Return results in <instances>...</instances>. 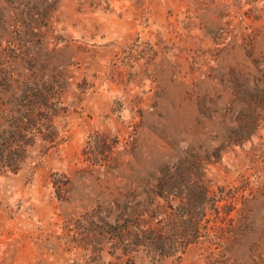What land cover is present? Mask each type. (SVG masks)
<instances>
[{
  "label": "rangeland",
  "instance_id": "1",
  "mask_svg": "<svg viewBox=\"0 0 264 264\" xmlns=\"http://www.w3.org/2000/svg\"><path fill=\"white\" fill-rule=\"evenodd\" d=\"M15 138L0 264H264V0H0ZM193 183L197 238L170 236Z\"/></svg>",
  "mask_w": 264,
  "mask_h": 264
},
{
  "label": "trees",
  "instance_id": "2",
  "mask_svg": "<svg viewBox=\"0 0 264 264\" xmlns=\"http://www.w3.org/2000/svg\"><path fill=\"white\" fill-rule=\"evenodd\" d=\"M5 142H7V140H5ZM13 143L18 148L21 146L20 148H22V149H20L18 151L16 150L18 153L7 151V154H4V150H2L1 156H0L1 157L0 163L3 164L2 166L4 167L5 170L10 171L11 173H16L20 168L21 160L23 159L24 154H25L24 147L26 145H29V143L26 144L24 142L23 138H15ZM8 158H9V160H8ZM166 180H173V179H166ZM161 182L163 183L164 181H161ZM163 184H166V182H164ZM164 186L166 188L168 186V182ZM186 188L188 189V191L186 190L187 194H185V198H184V196L182 198L183 194H179V196H176L178 199L184 200L183 203L180 205L181 206L179 209L180 211L177 215L178 217L176 216V220H180L181 218H184V219H186V221H183V223H182L183 225H181L180 227L177 228L179 234H177V232L174 233V231L176 229L175 227L177 226V224H175V225L171 224L170 228L167 229V231H165V232L166 233L168 232V234L170 232V236H172V235L178 236L179 235L183 239H186V238H189V239L194 238L195 239V238H197V236H196L197 233H199V227H197L195 222H196L197 218H199L203 214L204 209H206L209 205L208 202H210L209 196H208V188L205 187L204 185H202V183L201 184L193 183V186L186 187ZM129 228H131V227L129 226ZM121 234H122V232H121ZM131 236L132 237L130 238V235H129L128 239L126 238V240H135L136 242H140L141 239H140L138 234L134 233ZM152 236H153V238L150 237V238L146 239V241L143 240L142 242L137 243V245L145 246L147 248H152V249H154L155 252L159 253L160 255H162L161 254L162 250L164 251V249H169L172 247H173V249H176L178 251L182 250L180 243H177V242L176 243H173V242L172 243L171 242L170 243H167V242L164 243V241L161 240L162 244H157L155 241L162 239V238L160 236H157V237H155V235H152ZM188 243L191 244L192 241H186L185 245H187Z\"/></svg>",
  "mask_w": 264,
  "mask_h": 264
}]
</instances>
